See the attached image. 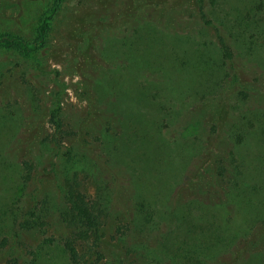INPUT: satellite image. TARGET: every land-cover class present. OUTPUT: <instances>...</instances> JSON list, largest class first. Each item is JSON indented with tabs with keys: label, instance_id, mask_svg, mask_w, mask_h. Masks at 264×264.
I'll return each instance as SVG.
<instances>
[{
	"label": "rangeland",
	"instance_id": "obj_1",
	"mask_svg": "<svg viewBox=\"0 0 264 264\" xmlns=\"http://www.w3.org/2000/svg\"><path fill=\"white\" fill-rule=\"evenodd\" d=\"M54 2L55 0H0V36L22 37L30 47L37 46V49L25 55L19 47L0 45V264H12V255L16 251L21 255L19 264H24L26 259H30L26 256L32 252L29 248L34 246L38 250L44 237L60 234L57 221H52L44 229L45 232L38 230L32 234L20 231L17 223L14 225L15 230L11 228L10 209L14 206L12 211L22 216L16 209V193L22 178L23 162L32 161L37 166L44 162V169H52L55 164L56 171L61 173L64 169L60 161L55 162V158L47 156L49 147L45 145L55 144L56 149L60 144L64 148L74 146V156H80L91 144L97 151H107L109 140L113 141L117 135L123 134L124 130L117 123L116 116L110 119L113 129L109 134L106 133L107 127L101 126L105 113L98 110L100 82L105 78L110 79L113 73L118 74L117 79L120 77L119 67L114 65L115 61L108 52L101 53V48L104 42L107 47L112 46L110 38L107 37L112 30L120 32L121 29L125 34V23L133 15L145 16L146 13L151 15L161 12L165 17L171 14L176 22L172 25L180 28L182 41L186 42V38L193 37L194 44L195 36L201 39L199 50L195 52L197 45L192 46L194 48L188 51L190 55L186 61L185 54L181 51L178 53L181 59L177 57L166 60V70L161 75L165 81L163 94L166 95L170 89L173 93L166 95L167 99L172 95L180 99L176 109L179 110L189 98V101L198 103V106L205 105L210 112L208 117L207 114L193 116L192 123L196 126L193 127L191 140H199L203 136L204 128L208 127L210 139L216 143L222 137L227 122L238 118L242 122L241 128L232 130L231 133L240 135V138L248 136V142L243 145L240 153L249 154L253 158L250 160L252 170L260 166L257 156L264 149V141L262 143L257 139L261 137L264 127V0H218L214 6L208 3L204 20L201 19L203 3L200 0H64L50 21L45 41L41 44V20L54 7ZM158 23L164 25L161 18ZM148 31L146 36L144 32L141 33L136 43L144 42L141 47L151 52L146 57L149 63H164L165 57L169 56L167 40L161 43L155 37L148 39ZM153 34H159V31L153 30ZM220 39H223L232 54L231 61L227 63L221 59L223 55ZM136 43L132 46L133 51L137 50ZM185 45H188L187 42ZM145 54L143 51L144 57ZM203 62L205 63L202 64ZM128 82L136 84L132 76ZM133 92V102L141 107L138 95L135 90ZM151 99L153 101L152 96ZM57 101L61 103V111L66 114L65 124L73 125L64 128L67 131L65 134L56 131L51 122ZM188 116L191 114L182 115L180 128L184 126V120ZM162 121L164 131L170 130L169 117L166 114ZM103 132L107 135L104 145V136H101ZM132 133L133 131H127L124 135L127 143L134 141L135 135L132 138ZM173 133L172 140L180 137L177 135L180 133ZM113 143L116 144L114 141ZM221 150L224 154L218 156L214 150L204 154L197 176L190 177L188 182L194 186L193 197L196 196V186L198 188L199 184H204L202 192L210 201L222 205L223 210L219 216L222 231L220 230L221 237L218 242H222L225 253L228 250L224 243L237 232L238 207L241 206L239 201L244 204L242 209L245 216H253L256 209L246 204V200H237L230 195V188L234 186L227 177L231 173L238 179L236 171H240L242 167L243 155L238 154L232 160L229 147L224 146ZM224 168L229 169L225 177L221 175ZM75 170L72 169L71 172ZM254 171L248 176V183H251V178L257 177ZM47 176L44 177L39 193L37 186H33L36 198L40 199L43 194L50 193L54 199H58L61 192L58 188L59 180L53 173ZM77 182L89 199L95 198L98 185L92 168L91 171L80 172ZM181 198L180 201H183L187 196L181 193ZM121 201L126 205V212L130 217L112 215L106 221L103 228L106 255L114 253L115 249H123L116 242L119 238L116 228L126 225L135 216L137 205L125 197H121ZM262 202L263 199L260 198V205ZM209 211V216H213L215 209L210 206ZM254 228L255 235L260 229V237L257 236L252 241L254 237L248 236L249 242L245 235L244 246H235L236 253L233 255L218 256L215 264H264L263 211L260 222L251 225L248 233ZM84 245L80 246L82 252L88 249ZM246 246L250 247L247 256L249 262L239 256L240 249ZM55 251L53 254V249H50L48 256H45L46 262L51 263V259H54L55 264H64L62 255ZM105 261L104 258L97 264H104Z\"/></svg>",
	"mask_w": 264,
	"mask_h": 264
},
{
	"label": "trees",
	"instance_id": "obj_2",
	"mask_svg": "<svg viewBox=\"0 0 264 264\" xmlns=\"http://www.w3.org/2000/svg\"><path fill=\"white\" fill-rule=\"evenodd\" d=\"M63 1L55 0L54 7L42 17L39 28L41 44L45 41L50 21ZM200 1L203 3L201 19L204 20L207 16V4L214 6L218 0ZM148 17L151 18L148 20ZM160 18L164 21L163 26L160 25L162 23H158ZM172 23L176 22L171 14L165 17L161 12L151 15L146 13L145 16L136 14L127 19L125 34L121 29L120 32L112 30L109 33L107 37L110 38L111 47H107L106 42L102 44L101 53L108 52L111 59L115 61L114 65L120 69L119 79H117L118 74L113 73L110 79L105 78L100 82L98 95L100 99L98 110L105 113L102 120L100 117L101 126L107 127L106 133L109 134L113 129L110 119L114 116L123 128L122 131L124 130L122 135H117L113 140L116 142L115 145L109 140L107 151L100 152L101 150L97 151L91 144L80 156H74V146L64 148L60 144L56 149L55 144L45 145L49 147L46 151L47 156L55 158V162L60 161L64 169L61 173L56 171L55 164L52 169L47 167L44 169L42 167L44 162L38 163V166L32 161L23 162L22 178L16 193V209L22 213V216L12 211L14 206L10 209L11 228L15 230L14 225L17 223L20 231L32 234L38 230L42 232L52 221H57L56 224L60 227V234L44 237L38 250L34 246L29 248L32 252L26 256L30 259H26L24 264H55L54 259H51V263L46 262L50 249H53V254L57 250L62 255L64 264H97L104 258L106 260L104 264H215L218 256L233 255L236 253V247L244 246L245 235L254 237L252 241L260 237V229L255 235L256 227L251 229L250 233L248 228L251 225H257L260 222L261 212H264V149L257 156L260 166L254 169L255 172L250 168V160L253 158L249 154L240 153L243 145L248 142V136L240 138V135L231 133L242 125L238 118H232L230 122H227L225 130L224 127L221 129V131L224 130L222 137L216 143L210 139L208 127L204 128L203 136L199 140L197 138L191 140L194 134L193 127L196 126L194 122L192 123L193 116L207 114L208 117L210 112L205 105L198 106V103L189 101V98L183 99L186 102L179 107V110L176 109L180 99L174 95L167 99L166 95L173 93L170 89L165 93L166 95L163 94L165 81L161 75L166 70V60L177 59L181 51L185 54L186 61L190 55L188 51L194 48L192 46L197 45L195 52L199 50L198 44L201 39L195 36L193 44V37L186 38L188 45H185V40L182 41L180 37V28L173 26ZM153 30L159 31V34H153ZM147 31L148 39L155 37L161 43L167 40L169 56L165 57L164 63L160 62L158 65L149 63L146 57L151 52L141 47L144 42L136 43L138 36L143 32L146 36ZM134 43L137 50L133 51ZM220 43L223 55L221 59L223 58L227 63L232 59L231 51L223 39H220ZM0 45H6L9 48L19 47L21 53L25 55L37 49V46L30 47V44L22 37L11 35H1ZM143 51L146 52L145 57L142 55ZM186 74L189 75V72ZM131 76L136 84L132 85V82H128ZM133 90L142 103L141 107L133 102ZM184 96L187 98L186 95ZM184 96L181 97L184 98ZM172 100L173 103H171ZM56 106L52 111L51 122L56 131H62L65 134L67 131L64 128L73 127V125L65 124L64 115L66 114L61 111L59 101ZM185 113L191 116L184 120V126L180 128L182 115ZM165 114L169 117L168 129L171 131H164L162 117ZM127 131H133L134 141L127 143L124 140ZM173 132L180 133L177 134L180 137L172 140L171 136L175 134ZM106 133L103 132L101 135L102 138L104 136L103 145L107 137L104 135ZM234 136H236L235 139ZM62 137L65 138V135ZM257 139L263 143L264 127L261 137ZM224 146L231 149L232 160L236 159L238 154L243 155L242 167L240 171H236L238 179L231 173L227 177L234 186L230 188V195L237 200H246V204L256 209L253 216H245L242 209L244 204L239 201L241 206L238 207L237 232L224 243L228 250L225 253L222 242H218L222 229L221 223L219 224L222 205L210 201V198L202 192L204 184H199L198 188L196 186V196L193 197L194 186L188 182L190 177L197 176L201 166L200 160L204 154L214 150L217 156L222 155L224 151L221 148ZM103 155L107 158L105 159ZM91 168L94 170L98 185L96 196L92 200L87 197L80 183L77 182L79 173L91 171ZM72 169L76 170L71 172ZM228 170L222 169L221 175L227 176ZM252 171L257 174V177L251 178V183H248L247 179ZM49 173L55 174L59 180L60 196L54 199L49 193L37 199L33 186H37L39 193L44 177ZM181 193L187 196L183 201H180ZM121 197L137 205L134 211L135 216L126 225L116 228V233L119 235L116 242L120 243L123 249H115L112 253L114 255H106L103 231L106 221L117 215L124 216L123 218L130 217ZM260 198L263 199L262 205H260ZM210 206L215 209L213 216H209ZM205 210L208 212L206 213ZM215 224H217L216 227ZM29 237L32 238V236ZM247 240L250 242L249 237ZM82 244H85L86 249L88 248L86 252L81 251ZM249 252L250 247H242L239 256L249 262L247 257ZM19 254L16 251L12 255V264H19L21 258ZM132 254H135L133 258Z\"/></svg>",
	"mask_w": 264,
	"mask_h": 264
}]
</instances>
